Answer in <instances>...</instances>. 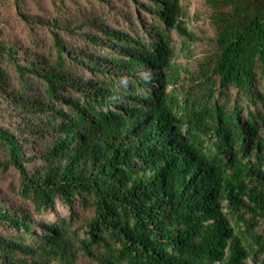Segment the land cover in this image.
<instances>
[{"label": "trees", "instance_id": "trees-1", "mask_svg": "<svg viewBox=\"0 0 264 264\" xmlns=\"http://www.w3.org/2000/svg\"><path fill=\"white\" fill-rule=\"evenodd\" d=\"M123 1L0 36V264H264V0H204L194 66L183 0Z\"/></svg>", "mask_w": 264, "mask_h": 264}, {"label": "rangeland", "instance_id": "rangeland-1", "mask_svg": "<svg viewBox=\"0 0 264 264\" xmlns=\"http://www.w3.org/2000/svg\"><path fill=\"white\" fill-rule=\"evenodd\" d=\"M187 11V23L193 32L199 36L196 41L189 42V49L182 47L183 38L178 30L171 31L173 44L178 50L177 59L194 66L196 59L209 47V38L214 34V29L207 20V7L204 0H183ZM60 6L66 10H60ZM119 10L126 11L128 7L123 0H7L0 4V36H17L24 40L26 44L41 52L53 53L52 49V21L57 15L69 16H89L99 13L108 18L116 26H131V21L123 18L116 19ZM142 25L150 28L153 23H158L149 13H140ZM136 21L133 28H136ZM65 38L73 44H83L79 42L81 38L77 34H65ZM185 49V50H183ZM16 174L11 173L4 177L3 185L16 183ZM78 215L81 210L76 208ZM68 210L64 205L58 206L57 213L46 214L45 218L50 221H57L59 217H66Z\"/></svg>", "mask_w": 264, "mask_h": 264}]
</instances>
